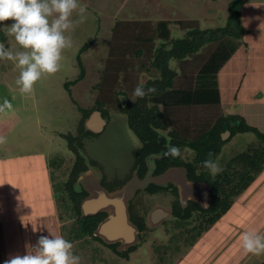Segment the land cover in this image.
<instances>
[{"label": "rangeland", "instance_id": "obj_1", "mask_svg": "<svg viewBox=\"0 0 264 264\" xmlns=\"http://www.w3.org/2000/svg\"><path fill=\"white\" fill-rule=\"evenodd\" d=\"M231 1L79 0L81 4L87 5L86 19L82 23H75L74 28L65 33L71 37L72 47L62 52L60 70L53 75L44 74L34 85L32 93H22L16 85L19 69L14 62L0 60V104L7 98L13 106L11 110H5L0 115V136L6 137V142L14 138V147L10 153H22L27 150L30 151L27 153L31 154L34 150H42L43 146L48 145L49 159L62 162L57 168H53L54 183L63 181L75 154L68 148L67 141L57 133L79 137L83 119L81 109H88L99 98L102 102L101 110H107L106 115L102 116L106 125L99 133L84 137L80 150L108 178L124 176L135 162L133 152L140 146V140L129 127L126 115L116 110V104L118 99L125 102L134 97L133 91L143 79L151 43H154H126L131 40L130 35L137 31L149 34L157 23L164 20L170 22L171 34L174 37L182 35V30L175 23L178 19L200 29L222 27L226 24ZM251 1H255V5ZM256 5V0H247L244 4L242 21L244 20L243 24L250 37L244 36L242 41H246V44L241 43L217 73L220 102L169 108L167 111L163 106L160 107L162 112L171 116L172 123L188 140L199 138L215 118L228 114H239L247 124L264 132V87H256L264 86V82L254 79L255 87L247 85L252 82L249 76L252 68L259 69V66H253L258 63L257 60L252 61V55L257 51L264 53V20L260 16L258 18L254 8ZM71 19L78 21V13L74 12ZM13 22L4 21L5 33L6 26ZM260 26L261 32H255V27ZM247 39L250 42H247ZM6 42L7 48L22 50L8 35ZM84 45L87 47L83 48ZM137 46L146 49L141 57L133 54V48ZM206 47L205 51H209L211 46ZM205 55L201 51L198 53L199 58L191 59L181 68L172 61L179 74L175 79V87L192 85L191 80ZM245 63H249L250 71H247L245 77H241L240 73L247 68ZM82 70L83 77L76 80ZM252 88L253 91L256 88L260 90L257 91L258 95L256 93L250 97ZM229 137L230 134L222 139L221 135L223 141ZM259 142L261 143L255 132H237L222 144L214 161L224 169L236 155ZM25 143L31 146L25 148ZM185 153L189 159H193V151L186 149ZM255 179L257 182L236 196L231 208L191 246L184 245L188 232L185 233L183 228H179L180 225H173L171 228L172 220L168 217L158 228L152 227L147 219L148 229L151 230L148 237H145L141 244L135 245L137 247L129 252L126 258L120 257L101 242H95L96 240L89 245L86 241L78 240L73 244V250L86 249L74 255L80 257L79 264H260L264 260V254L246 253L240 238L245 231L264 236V165ZM141 199L143 198L140 196L134 202ZM169 201V198L153 196L147 203L149 202L150 209H153L160 204H169ZM155 203L157 204L154 205ZM261 222L263 227L257 232ZM68 226L71 227V222ZM176 238H182L175 242L180 249L176 252L169 248L168 252H164L165 248L173 245L172 239ZM166 241H169L168 245H165ZM160 256L163 259H160Z\"/></svg>", "mask_w": 264, "mask_h": 264}, {"label": "trees", "instance_id": "obj_2", "mask_svg": "<svg viewBox=\"0 0 264 264\" xmlns=\"http://www.w3.org/2000/svg\"><path fill=\"white\" fill-rule=\"evenodd\" d=\"M246 1L232 0L230 2L226 24L222 27L200 29L178 19L175 23L182 30V35L174 37L171 34L170 22L164 20L157 23L155 29L150 30L149 34L147 33L148 35L139 31L135 34L133 32L129 38L131 40L126 42L133 44L154 42L151 43L147 66L143 70L145 72L142 75L143 79L139 81L138 85H143L145 89L154 87L156 91L144 98L133 97L125 102L120 99L117 100L116 110L126 115L129 127L140 140V146L133 152L135 162L128 172L122 177L113 176L111 178L104 174L102 185L109 191H113L125 184L134 172L141 178L146 171V157L150 154L161 155L160 158L155 159L156 174L163 172L168 167L183 166L187 169L188 176L193 181L207 182L211 186L212 195L211 204L207 209H202L195 202H190L187 207L181 208L178 201H176L172 206L171 228H173V225H180L179 228H183L185 233L188 232L186 238L183 237L186 240L184 243L186 246H191L202 233L214 225L220 216L231 207L234 198L244 191L257 174L261 172L264 165V132L247 124L239 114H228L219 115L215 118L208 130L202 133L199 138L188 140L181 133L182 131L172 123L171 116L162 112L160 107L163 106L167 111L169 108H179L187 105L202 106L220 102L217 73L243 43L242 39L247 33V28L242 21V9ZM3 24L4 22L0 24V43H4L7 48V35L3 30ZM206 46H211L209 51H205ZM86 47L87 45L83 46V48ZM133 49V54L138 57L143 56L146 52V49L142 46ZM201 51L206 55L203 62L198 65L197 72L191 80L192 85L175 87V79L179 75L176 65L181 68L184 63H189L191 59L199 58L198 53ZM172 61L176 62L175 66L172 65ZM82 77L83 70L76 80H80ZM74 81L75 79L72 82ZM69 85L70 82L67 83V86ZM101 109L102 102L99 101V98L88 109H81L83 119L81 120L82 131L79 137L61 132L57 133L67 141L68 148L74 152L75 158L66 170L65 179L56 182V194L63 219L73 220L71 227L66 225L64 228L74 238L83 241L87 239L99 241L120 257L126 258L129 252L137 246L119 252L116 249L117 244L108 245L95 237L93 231L100 221L106 217V214L98 213L94 216L83 217L80 205L87 193L83 190L80 192L74 190V183L79 173L87 169L80 150L83 138L88 137L89 134H94L89 130H85L83 123L95 110L100 111L104 117L107 110L103 112ZM225 131L229 132L230 137L223 141L221 135ZM246 131L255 132L261 143L252 145L247 151L236 155L227 163L224 169L222 168L223 171L218 175L213 176L207 169L200 166L201 162L208 158V153H212L211 159L214 160L224 142L230 140L233 134ZM169 138L171 144L181 149V157L163 156ZM186 149L194 152L192 160L187 157ZM90 163L96 165L91 160ZM59 164L61 165L62 162L58 163L57 159L50 160V165L53 168H57ZM146 190L158 191L163 189L151 184ZM173 192L177 195L175 189ZM178 239L182 238L172 239L173 245H169L163 251L168 252L170 248L177 252L180 249V246L175 243ZM160 259L163 258L160 256ZM161 261L159 260V262ZM260 264H264V261Z\"/></svg>", "mask_w": 264, "mask_h": 264}, {"label": "clouds", "instance_id": "obj_3", "mask_svg": "<svg viewBox=\"0 0 264 264\" xmlns=\"http://www.w3.org/2000/svg\"><path fill=\"white\" fill-rule=\"evenodd\" d=\"M74 12L79 16L75 22L71 19ZM86 12L87 5L79 0H0V24L14 21L6 26V34L22 49L6 48L4 43H0V60L12 61L19 69L15 83L22 93H32L34 85L44 74L53 75L60 70L62 52L72 47L71 37L65 33L70 32L75 23H82ZM155 91L154 87L145 89L138 85L133 96L144 98ZM12 107L10 100L5 98L0 104V113ZM4 143L6 137L0 136V144ZM165 147L164 157H181V149L171 144L170 138ZM211 156L212 153H208V158L200 166L215 176L223 169ZM240 238L246 253L264 254V236L245 231ZM79 261L80 257L73 254L70 241L61 235H51V238L39 237L37 244L24 255L10 256L4 264H79Z\"/></svg>", "mask_w": 264, "mask_h": 264}, {"label": "crops", "instance_id": "obj_4", "mask_svg": "<svg viewBox=\"0 0 264 264\" xmlns=\"http://www.w3.org/2000/svg\"><path fill=\"white\" fill-rule=\"evenodd\" d=\"M251 2L255 5V1ZM256 2L255 12L257 11L258 18L260 16L264 20V0H256ZM243 12L242 9V14ZM261 29L262 26L255 27L254 31L260 33ZM245 37H250L248 30ZM247 42H250V40L247 39ZM243 44H246V41ZM252 56V61L257 60L258 63L253 64V66H259V69L252 68L250 71L249 63H245L247 66L245 68L246 71L244 70L240 73L241 77H245L247 71L248 73L250 71L249 76L252 82L247 84L248 87H255L253 85L254 79L264 82V53L257 51ZM256 87L264 86L259 85ZM257 91L260 90L256 88L253 91L252 88V92L249 93L250 97L255 96L254 94ZM262 103L264 104V101ZM42 139L45 138L42 137ZM8 140L11 141L0 144V264H4V261L10 256L16 254L24 255L26 251L37 244L38 238L41 236H49L51 238V235H61L72 244L78 241L64 228L70 222L72 223L73 220L63 219L60 213L55 187L56 182L54 183L55 176H53V167L50 165L48 156V145L43 146L42 150H34L31 154L27 153L30 151L26 149V152L10 153V150L14 147L12 144L14 138ZM25 144V148L31 146L29 143ZM255 180L250 185L255 184L257 182ZM261 227H263L262 222L256 231L259 232ZM92 241L94 240H86L88 245ZM84 249L86 248L74 249L73 254L81 253Z\"/></svg>", "mask_w": 264, "mask_h": 264}, {"label": "water", "instance_id": "obj_5", "mask_svg": "<svg viewBox=\"0 0 264 264\" xmlns=\"http://www.w3.org/2000/svg\"><path fill=\"white\" fill-rule=\"evenodd\" d=\"M106 120L99 111H93L85 121V129L92 133L102 131ZM229 135L228 131L222 133V139ZM87 169L81 171L74 183L76 192L85 191L87 195L82 199L80 209L83 217L105 213L106 217L100 221L93 235L105 244L118 243L117 251L122 252L140 242L139 230L129 216V201L138 190H143L148 185L164 186L172 183L178 188L182 207H186L188 201L199 204L202 209H207L212 201L211 186L205 181H192L186 177V168L183 166L168 167L163 172L155 174V159L161 157L158 154L148 155L147 171L143 177L134 173L120 188L109 191L102 186L103 173L98 166L92 165L90 160L83 155ZM161 210L152 213V221L157 222L162 216H166Z\"/></svg>", "mask_w": 264, "mask_h": 264}, {"label": "flooded vegetation", "instance_id": "obj_6", "mask_svg": "<svg viewBox=\"0 0 264 264\" xmlns=\"http://www.w3.org/2000/svg\"><path fill=\"white\" fill-rule=\"evenodd\" d=\"M145 161H146L145 162V165H146V171H147V162L149 161L148 156L146 157V160ZM146 171L144 172L143 176L145 175ZM102 173H103V171H102ZM134 173H136V172H134ZM103 176H104V173H103ZM186 177L189 180H192L188 176V172H186ZM101 184H102V181H101ZM150 185H148V187ZM148 187H146L143 190H138L136 192L135 196L129 201V205H128L130 219H131V221L134 224H136V226H137V228L139 230L138 236L140 238V242L138 243V245L143 242V240H144L145 237H148L149 231H151V230L148 229L147 219H148V221H149V223L151 224L152 227H157L158 228L159 225H161L162 223L166 222V220H167L168 217H170L171 219H173L172 218V206L176 203V201H178V203L180 204L181 208H185V207H182V205H181V202H180V194H179L178 188L176 186H174L172 183H167L164 186H158L159 188L163 189V190H158V191H148V190H146ZM173 188L176 190L177 195H175V192H173L174 191ZM142 193H144V194H142ZM140 196L143 199H141V200H139L137 202H134L135 199L136 198H139ZM153 196H159V197H162V198H165V199H168L169 198L170 199L169 204H167V203L166 204L164 203V205H161V204L159 205L158 204L159 206H154L153 209H150L151 208V204L148 205L149 202L147 203V201L150 198H153ZM190 202H192V201H188L187 205ZM156 204L157 203H155L154 205H156ZM147 205H148V207H146ZM187 205H186V207H187ZM156 210H161L163 213H167V215L166 216H162L157 222H153L152 221V213L154 211H156ZM147 213H148V215H146ZM138 214L139 215L141 214V216H139ZM168 242L169 241H166L165 243L168 244ZM114 244H117V246H118V243H114ZM167 244H165V245H167ZM134 246H131V247H134ZM131 247H129V248H131Z\"/></svg>", "mask_w": 264, "mask_h": 264}]
</instances>
